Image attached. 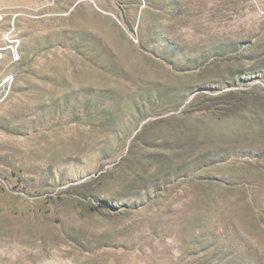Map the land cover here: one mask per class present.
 Segmentation results:
<instances>
[{
    "label": "rangeland",
    "instance_id": "rangeland-1",
    "mask_svg": "<svg viewBox=\"0 0 264 264\" xmlns=\"http://www.w3.org/2000/svg\"><path fill=\"white\" fill-rule=\"evenodd\" d=\"M0 264H264V0H0Z\"/></svg>",
    "mask_w": 264,
    "mask_h": 264
}]
</instances>
